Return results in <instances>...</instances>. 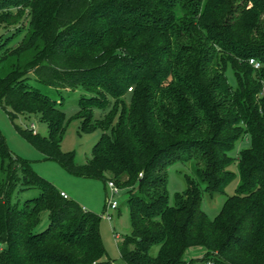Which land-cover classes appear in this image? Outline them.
Masks as SVG:
<instances>
[{"label": "trees", "instance_id": "obj_1", "mask_svg": "<svg viewBox=\"0 0 264 264\" xmlns=\"http://www.w3.org/2000/svg\"><path fill=\"white\" fill-rule=\"evenodd\" d=\"M0 22L17 24L0 43V106L12 120L39 115L48 135L20 132L72 174L127 189L126 264H187L193 246L203 264H264V0H0ZM32 76L86 93L73 118L102 134L85 163L62 150L67 113ZM194 157L172 205L169 168ZM234 165L236 191L211 219L204 193L223 192ZM29 189L39 195L16 199ZM95 217L0 132V264H113Z\"/></svg>", "mask_w": 264, "mask_h": 264}, {"label": "rangeland", "instance_id": "obj_2", "mask_svg": "<svg viewBox=\"0 0 264 264\" xmlns=\"http://www.w3.org/2000/svg\"><path fill=\"white\" fill-rule=\"evenodd\" d=\"M16 27V23L0 22V43L11 36L16 31ZM17 39L12 42L13 45L16 44ZM230 80L234 81V78L231 77ZM30 82L42 93L58 101L60 103L59 107L67 113L68 122L62 141V150L64 152L75 151L76 162L79 164L85 163L91 156L93 146L102 134L101 129L87 133L81 132V120L73 118L80 108L79 103L81 98L86 93L80 88L57 89L36 80L33 76ZM113 101L110 99L111 104ZM100 114L101 112L96 111L95 117H98ZM32 125H34V128ZM19 128L30 131L34 129L35 133H40L43 136L49 133V125L45 121H42L39 115L22 114L12 120L7 110L0 106V132L5 137L9 150L19 158L27 160L31 167L40 176L49 180L57 190L66 192L78 204L94 212L105 247L102 259L109 260L113 264H126L120 255V245L133 230L127 189L120 188V191L113 195L107 188V183H104L103 180L72 174L60 162L49 158L47 152L26 138ZM249 146V136L243 137V139L237 142L231 151V155L237 157L240 150ZM197 162V158L194 157L186 161H177L170 166V204H175L176 193L183 192L188 187L186 176L196 177L195 166ZM231 168L237 173V177L223 192H219L214 196H210L207 192L204 193L201 208L211 219H214L218 215L227 197L233 195L236 191L239 182L237 165ZM38 195V189H29L18 192L16 199L19 198L23 202ZM111 197L117 201L118 206L116 209L108 208L112 216V219H109L106 215V208L108 206V198ZM47 221V213H44L42 223L39 226L40 229H43L47 225ZM158 250V245L153 246L151 250L152 255H156ZM205 253L206 249L203 246H193L185 251L183 259L187 264H203L201 260L205 256Z\"/></svg>", "mask_w": 264, "mask_h": 264}, {"label": "built area", "instance_id": "obj_3", "mask_svg": "<svg viewBox=\"0 0 264 264\" xmlns=\"http://www.w3.org/2000/svg\"><path fill=\"white\" fill-rule=\"evenodd\" d=\"M250 63H252L254 65L255 68H259L260 67V63L258 61H256L255 59H251ZM34 128V125H32ZM35 131V130H34ZM107 188L112 192V194H116L120 191V187L113 181V180H108L107 181ZM61 195L63 197H69L68 194L64 191H61ZM118 206L117 201H115L114 199L108 198V206L106 208V215L109 219H112L111 213H110V209H108L109 207L112 209H116ZM85 209V208H84ZM211 264V263H209Z\"/></svg>", "mask_w": 264, "mask_h": 264}, {"label": "crops", "instance_id": "obj_4", "mask_svg": "<svg viewBox=\"0 0 264 264\" xmlns=\"http://www.w3.org/2000/svg\"><path fill=\"white\" fill-rule=\"evenodd\" d=\"M85 208V206H83ZM86 209V208H85Z\"/></svg>", "mask_w": 264, "mask_h": 264}]
</instances>
